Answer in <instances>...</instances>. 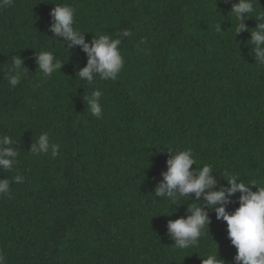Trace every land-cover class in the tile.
I'll return each instance as SVG.
<instances>
[{
  "label": "trees",
  "instance_id": "1",
  "mask_svg": "<svg viewBox=\"0 0 264 264\" xmlns=\"http://www.w3.org/2000/svg\"><path fill=\"white\" fill-rule=\"evenodd\" d=\"M235 2L14 0L0 8V135L19 151L12 170L0 169L10 180L0 195L6 264H202L217 251L235 264L226 221L214 212L197 246L180 250L169 238L168 221L186 217L194 193L174 205L153 196L169 150L190 149L198 169L210 165L214 190L237 175L264 180V66L255 63L250 33L235 36ZM65 4L86 42L121 38L125 63L115 80L89 85L76 76L87 54L79 45L67 51L50 31L52 9ZM43 51L65 63L61 72L43 76L36 63ZM18 55L28 71L11 87L3 69ZM96 90L100 119L86 102ZM42 133L60 146L55 157L30 152Z\"/></svg>",
  "mask_w": 264,
  "mask_h": 264
},
{
  "label": "clouds",
  "instance_id": "2",
  "mask_svg": "<svg viewBox=\"0 0 264 264\" xmlns=\"http://www.w3.org/2000/svg\"><path fill=\"white\" fill-rule=\"evenodd\" d=\"M13 4L14 0H0V8L11 7ZM230 12L236 19L235 36L243 32L250 33L249 45L252 46L251 53L255 63L264 66V9L260 7V4L257 9L254 6V0H236ZM50 15L52 17L50 31L55 36L64 38L66 42L60 44L67 51L68 48L79 45L87 54V65L79 70L76 76L78 75L89 85L94 84L97 77L101 80L117 78L125 63L119 47L122 43L121 38L100 35L93 36L90 42H86L85 33L88 32H81L74 26L75 11L67 4L55 5ZM247 17L255 19L254 29L246 25ZM218 30L221 31V25ZM122 35L127 36L129 33L124 32ZM36 63L45 77H51L57 71L61 72L65 64L51 51L37 53ZM25 70L27 69L23 66L19 55L14 57L11 67L3 69L11 87H16L21 82L26 74ZM102 95L100 90H96L86 97L89 111L97 119H100L103 113V106L100 103ZM59 147L58 144L50 142L48 133H42L31 145L30 152L34 156L51 152V155L55 157ZM169 153L171 155L166 161L167 171L162 173L163 180L155 187L153 196L160 198L159 200L172 201V205L177 204L181 197H190L192 200L189 194L194 193L196 197V203L191 207L187 206L186 217L168 221V236L174 241L175 247L183 250L197 246L204 230L207 228L209 231V212H214L216 219L226 221L228 238L237 250L234 257L235 264H264V180L245 183L237 175L226 180L227 187L214 190L217 180L210 165L204 164L198 169L197 161L190 149L175 150V152L169 150ZM18 155L19 151L13 146L12 138L0 135V169L12 170L18 162ZM193 165H196L195 169H192ZM23 179L18 174L13 177L15 183H22ZM250 186H255L256 191H253ZM9 192L10 180L0 179V195H7ZM237 192L240 193L237 198L239 207L229 213L226 205L232 203L230 198ZM202 194L201 201L199 198ZM201 260L202 264H225L218 258V251ZM0 264H6L2 253H0Z\"/></svg>",
  "mask_w": 264,
  "mask_h": 264
}]
</instances>
